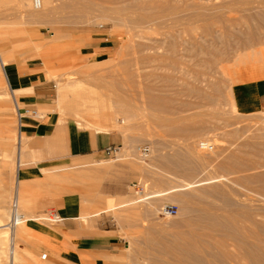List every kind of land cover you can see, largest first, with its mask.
Listing matches in <instances>:
<instances>
[{"label": "rangeland", "instance_id": "1", "mask_svg": "<svg viewBox=\"0 0 264 264\" xmlns=\"http://www.w3.org/2000/svg\"><path fill=\"white\" fill-rule=\"evenodd\" d=\"M42 1L0 0V264H264V108L242 111L233 95L236 82L264 77V0ZM20 56L50 85L49 104L31 106L38 120L128 142L46 170L57 204L20 206L30 233L16 232L15 262L4 224L19 135L5 72ZM67 193L99 197L102 209L122 201L85 219L47 218ZM98 229L120 247L96 262L76 240Z\"/></svg>", "mask_w": 264, "mask_h": 264}, {"label": "crops", "instance_id": "2", "mask_svg": "<svg viewBox=\"0 0 264 264\" xmlns=\"http://www.w3.org/2000/svg\"><path fill=\"white\" fill-rule=\"evenodd\" d=\"M18 54L24 55V51H18ZM0 60L4 66L6 62L2 58ZM8 71V73L5 72V76L11 91L14 96L19 95V100L26 107L43 108L49 104L50 85L41 78L39 66L24 60V56H20L18 61L11 63ZM233 95L238 108L242 111L255 112L264 108V77L236 82ZM16 96L14 100L19 105ZM236 102H233L235 107ZM9 122V120L6 121L7 124ZM5 127L7 130L10 129L9 126ZM21 128L14 174L15 203L20 210L21 206L28 212H36L34 214L57 204L53 182L56 177L53 173L46 175V170L56 165L58 159H98L108 154V148H115V152L118 153L117 150L121 149L127 141L125 135L118 130H94L79 128L76 125L43 123L32 115L23 117ZM23 137L29 139L27 144L24 143ZM121 201L109 197L107 205L102 209L99 205L101 202L99 197L95 200L80 199L73 193H67L57 214L60 220L85 219L89 215L100 214L102 210L108 211L115 208ZM111 204L112 206H108ZM93 205L97 207L99 205V208L91 210L90 207ZM68 230L73 233L76 228L70 226ZM98 230L93 233H82L76 240V252L96 262L105 255L116 253L120 247L119 240L112 231ZM70 257L76 258L74 254Z\"/></svg>", "mask_w": 264, "mask_h": 264}, {"label": "bare ground", "instance_id": "3", "mask_svg": "<svg viewBox=\"0 0 264 264\" xmlns=\"http://www.w3.org/2000/svg\"><path fill=\"white\" fill-rule=\"evenodd\" d=\"M33 5L35 6V4L33 3ZM43 5V1L41 0L40 2V7H42ZM35 8H39V7H36ZM15 102V108H16V111H17V106H19L16 101L14 100ZM233 102V101H232ZM235 105V104H234ZM26 114L24 111H21V117L19 118L17 116V120H18V135L20 136L21 132H22V128H21V123H22V119L23 117H25ZM36 117H41V115L39 114L38 116ZM116 151V150H115ZM114 151V152H115ZM15 172V171H14ZM177 189V188H175ZM172 190H174L172 188ZM171 190V191H172ZM13 209H12V213H11V219H10V223H9V226H6V224H4V228L8 230V235H9V240H11L10 243L11 244V247H10V250H9V253H10V258L12 261H17L18 259V256H19V248H18V244H17V241L15 242V235H16V232L18 231V233H20L19 237H20V241H21V238H22V234L23 233H30V228H28V226L25 224V219H26V214L25 213H21V210L19 209V207L16 205V203H14L13 205ZM20 214H22L23 216H20ZM44 215V214H43ZM58 217V219H56ZM47 218L49 219H53L54 221H59L61 218L60 216L57 214V213H54L53 216H48ZM1 236V235H0ZM4 236V235H3ZM2 236V237H3ZM6 237V236H5ZM1 238V237H0ZM3 239V238H2ZM18 239V238H17ZM224 244V243H223ZM9 249V248H8ZM9 258V259H10ZM10 261V260H9Z\"/></svg>", "mask_w": 264, "mask_h": 264}, {"label": "built area", "instance_id": "4", "mask_svg": "<svg viewBox=\"0 0 264 264\" xmlns=\"http://www.w3.org/2000/svg\"><path fill=\"white\" fill-rule=\"evenodd\" d=\"M40 2H41V0H33V3L35 4L36 7H40ZM21 111H24L26 114L32 115L35 117L39 115V112L34 108L25 107L22 110V108H20V106H17V116L19 118L21 117ZM199 147L201 149L209 150V151L214 149V145L210 141H206V140L199 141ZM115 150H116L115 148H108L107 153H112ZM164 213H166L168 215H172V214H174V209L173 208L164 209ZM20 216H23V215L20 214ZM56 219H58V217ZM42 256H43V258H46L47 255H46V253H44Z\"/></svg>", "mask_w": 264, "mask_h": 264}]
</instances>
